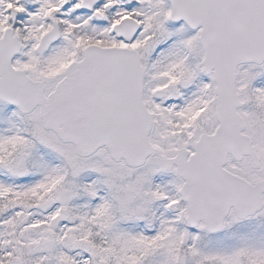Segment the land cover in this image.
Here are the masks:
<instances>
[{
    "label": "snow or ice",
    "instance_id": "1",
    "mask_svg": "<svg viewBox=\"0 0 264 264\" xmlns=\"http://www.w3.org/2000/svg\"><path fill=\"white\" fill-rule=\"evenodd\" d=\"M0 264H264V0H0Z\"/></svg>",
    "mask_w": 264,
    "mask_h": 264
}]
</instances>
